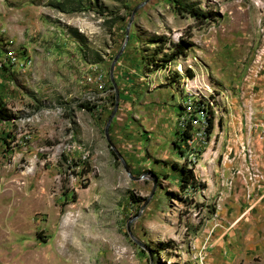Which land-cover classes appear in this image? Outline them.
<instances>
[{"label":"rangeland","instance_id":"1","mask_svg":"<svg viewBox=\"0 0 264 264\" xmlns=\"http://www.w3.org/2000/svg\"><path fill=\"white\" fill-rule=\"evenodd\" d=\"M263 104L264 0H0V264H262Z\"/></svg>","mask_w":264,"mask_h":264},{"label":"trees","instance_id":"2","mask_svg":"<svg viewBox=\"0 0 264 264\" xmlns=\"http://www.w3.org/2000/svg\"><path fill=\"white\" fill-rule=\"evenodd\" d=\"M177 4V11L178 12H181V13H184L186 15H188L190 18H192L193 20H205L207 18L206 14L205 13H200L197 9H193V8H188V7H184V6H180L178 3ZM184 43V39L181 38L180 39V42L177 43L174 47H175V50H180L179 52L181 53L182 52V45H180L181 43ZM173 51V52H176V51ZM173 52H172V55H173ZM191 75H189L190 77ZM81 108H85V106H82ZM8 117L7 115H5L4 113L1 114L0 112V120H6ZM207 127H208V130H207V134L210 132V129L212 127V120L211 119H207ZM189 128H186V130L182 131V133L180 134V141H183V142H186L188 139H189ZM177 148L178 146L175 145ZM179 173H180V178H179V189L181 191H184L186 190L187 188H195L196 183L193 181L192 179V175L190 174L189 171L185 170V166L181 167L180 170H179Z\"/></svg>","mask_w":264,"mask_h":264},{"label":"built area","instance_id":"3","mask_svg":"<svg viewBox=\"0 0 264 264\" xmlns=\"http://www.w3.org/2000/svg\"><path fill=\"white\" fill-rule=\"evenodd\" d=\"M248 131L249 133L253 132L255 138L264 145V104L263 111L258 115L257 120L253 123L249 122ZM250 154L251 153L249 152V155ZM248 157L251 158V156Z\"/></svg>","mask_w":264,"mask_h":264},{"label":"water","instance_id":"4","mask_svg":"<svg viewBox=\"0 0 264 264\" xmlns=\"http://www.w3.org/2000/svg\"><path fill=\"white\" fill-rule=\"evenodd\" d=\"M109 121H110V119L107 121L106 126H105V129H104V134H105V138L106 139H107V137H106V131H107V127H108ZM107 142L109 143L108 140H107Z\"/></svg>","mask_w":264,"mask_h":264},{"label":"bare ground","instance_id":"5","mask_svg":"<svg viewBox=\"0 0 264 264\" xmlns=\"http://www.w3.org/2000/svg\"><path fill=\"white\" fill-rule=\"evenodd\" d=\"M253 209H254V208H253ZM253 209H252V210H249L248 213L250 214L251 211L253 212Z\"/></svg>","mask_w":264,"mask_h":264},{"label":"crops","instance_id":"6","mask_svg":"<svg viewBox=\"0 0 264 264\" xmlns=\"http://www.w3.org/2000/svg\"><path fill=\"white\" fill-rule=\"evenodd\" d=\"M247 244V243H246ZM263 262H264V260H263ZM263 262H262V264H263Z\"/></svg>","mask_w":264,"mask_h":264}]
</instances>
